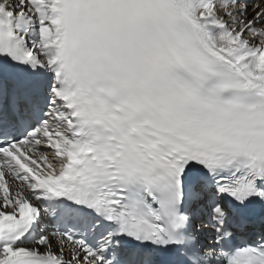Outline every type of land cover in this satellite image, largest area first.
Instances as JSON below:
<instances>
[{
	"label": "snow or ice",
	"instance_id": "1",
	"mask_svg": "<svg viewBox=\"0 0 264 264\" xmlns=\"http://www.w3.org/2000/svg\"><path fill=\"white\" fill-rule=\"evenodd\" d=\"M0 264H264V0H0Z\"/></svg>",
	"mask_w": 264,
	"mask_h": 264
}]
</instances>
